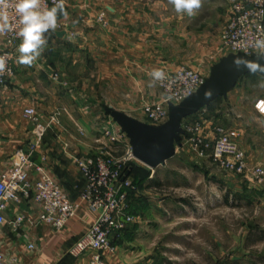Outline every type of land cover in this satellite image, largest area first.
Wrapping results in <instances>:
<instances>
[{
    "label": "rangeland",
    "instance_id": "rangeland-1",
    "mask_svg": "<svg viewBox=\"0 0 264 264\" xmlns=\"http://www.w3.org/2000/svg\"><path fill=\"white\" fill-rule=\"evenodd\" d=\"M106 1L109 0H81V6L85 9L90 4ZM232 2L202 0L201 8L189 16L177 13L165 0L166 14L174 19V33L159 32L154 38L159 46L148 53L152 70L144 78L147 82L129 84L124 81L121 70L122 75L117 71L115 85L100 83L93 89L89 87L88 92L81 91L80 97L84 100L93 94L100 115L86 118L72 112V115L44 116L41 124L47 129L43 140L49 135L47 140L84 141L89 136L86 128L92 126L103 137V128L115 125L110 121L111 109L127 113L141 109L150 123L145 105L163 96L160 81L151 75L155 69L165 72L166 66L173 64L177 69L189 67L209 76L211 67L222 58L240 55L222 45ZM101 14L107 18L105 12L98 18ZM98 18L99 28L108 27ZM255 57L258 55L252 56ZM256 76L241 77L226 98L221 97L186 117L181 145L172 159L155 168L136 163L139 167L131 179L140 181L142 187L131 197L134 221L126 225L127 231L137 235L128 247L136 260L134 264H264V174L255 181L251 179L252 168L264 171V113L256 107L258 101H264V78L254 79ZM67 87L71 92L78 86ZM68 100L70 104L71 99ZM198 123L202 126L200 134L210 140L216 137V127L224 128L244 150L249 170L236 173L208 154L200 157L195 153L188 141L192 135L188 128ZM103 140L110 145L106 138ZM88 155L97 154L81 156ZM141 166L146 169L142 170ZM6 260L9 262L7 257Z\"/></svg>",
    "mask_w": 264,
    "mask_h": 264
},
{
    "label": "crops",
    "instance_id": "crops-1",
    "mask_svg": "<svg viewBox=\"0 0 264 264\" xmlns=\"http://www.w3.org/2000/svg\"><path fill=\"white\" fill-rule=\"evenodd\" d=\"M165 5V0H109L90 4L85 10L81 0H67V17L58 16L64 24L60 31H66V36H58L57 31L48 33L46 49L31 66L17 62L19 53L16 49L15 76L6 83L0 99V172L12 164L17 150L26 148L36 139L35 125L23 116L25 108H35L40 118L57 112L60 115L74 112L75 116L91 118L100 115L97 100L92 93L84 100L83 96L80 97L81 91L88 92L89 87L93 89L100 83L115 85L117 71L121 70L124 81L129 84L147 82L144 78L152 70L148 53L159 46L154 38L159 32L174 33V19L173 16L168 18ZM101 12L106 13L109 21L106 28H99L96 22ZM160 22L165 23L160 26ZM3 48L4 40L0 36V50ZM159 65L162 67L163 64ZM165 69L174 71L177 67L168 64ZM55 74L58 81L54 79ZM69 84L78 86L76 91L69 92ZM256 107L264 113V101H258ZM114 110H122L111 109L109 112L111 123L119 126L112 117ZM122 112L150 124L141 109L135 108L134 113ZM92 127L86 128L89 135L86 140L74 143L47 140L49 135H46L33 156V160L43 165L75 201L85 182L75 158L82 154H98L109 148L101 132ZM177 149L178 146L176 153ZM40 214L41 208L23 195L18 203L11 204L0 236V247L9 264H88L89 254L77 259L68 251L95 221V212L88 207L81 208L61 231L40 220ZM21 215L26 217L25 222L15 230L13 222ZM136 238L137 235L132 230L127 231L126 226L117 232L112 238L116 255H107L108 264H134L136 260L128 247ZM30 245L35 248L30 249Z\"/></svg>",
    "mask_w": 264,
    "mask_h": 264
},
{
    "label": "built area",
    "instance_id": "built-area-1",
    "mask_svg": "<svg viewBox=\"0 0 264 264\" xmlns=\"http://www.w3.org/2000/svg\"><path fill=\"white\" fill-rule=\"evenodd\" d=\"M46 2L48 7L52 6V0ZM8 13L11 21L14 17L11 8ZM98 19L103 25H109L104 14ZM62 28L63 23L58 20L56 31ZM1 37L4 48L0 50V55H7L9 58L8 71L0 77V99L6 83L15 76V51L21 42L13 34ZM258 39H264V0H233L230 17L222 35V45L236 54L253 56L258 55L254 47ZM163 73L164 78L159 80L163 90L162 98L147 103L144 109L150 124L154 126L166 123L170 105H179L195 94L208 77L189 67ZM54 79L58 81V75ZM57 115L60 112L55 114ZM23 116L35 125L36 139L26 148L17 150L12 164L0 172V236L11 204L18 203L21 195L33 200L41 208L40 220L56 231H61L77 216L81 208L88 207L95 212L96 219L70 247L68 253L77 259L89 254L88 264H108L107 255L116 252L112 238L134 221L131 197L136 196L141 189L127 176V172L130 171L131 164L144 163L135 157L130 139L120 126L103 128V137L109 141V148L102 154L75 158L85 182L80 188L78 200H72L62 184L43 165L33 160L47 129L41 124L37 110L33 107L25 108ZM188 129L192 133L189 144L200 157L208 154L215 162L236 173L244 174L249 170L244 150L226 134L224 128L216 127V137L211 140L200 134V123ZM263 174L262 168L251 169L253 181L260 179ZM25 218L23 215L16 218L13 222L15 230L21 228ZM29 248L34 249L35 246L30 245ZM0 264H9L1 247Z\"/></svg>",
    "mask_w": 264,
    "mask_h": 264
},
{
    "label": "water",
    "instance_id": "water-1",
    "mask_svg": "<svg viewBox=\"0 0 264 264\" xmlns=\"http://www.w3.org/2000/svg\"><path fill=\"white\" fill-rule=\"evenodd\" d=\"M60 37L66 31H57ZM249 55H230L214 64L201 88L179 105H170V115L160 126L143 123L125 112L114 110L112 117L130 139L135 157L150 168L163 165L176 154L181 145L183 120L210 105L221 96H227L241 77L254 74L264 77V59ZM130 171L127 172V176Z\"/></svg>",
    "mask_w": 264,
    "mask_h": 264
},
{
    "label": "clouds",
    "instance_id": "clouds-1",
    "mask_svg": "<svg viewBox=\"0 0 264 264\" xmlns=\"http://www.w3.org/2000/svg\"><path fill=\"white\" fill-rule=\"evenodd\" d=\"M177 13L189 16L201 8L202 0H168ZM14 17L10 21L8 9ZM66 0H52L48 7L46 0H0V36L13 34L21 42L17 47V62L31 66L44 52L48 45V33L55 32L58 27V16L67 17ZM254 47L258 52V60L264 59V39H258ZM7 55H0V77L7 69ZM254 61L253 63H258ZM154 79L164 78L161 70H154Z\"/></svg>",
    "mask_w": 264,
    "mask_h": 264
},
{
    "label": "trees",
    "instance_id": "trees-1",
    "mask_svg": "<svg viewBox=\"0 0 264 264\" xmlns=\"http://www.w3.org/2000/svg\"><path fill=\"white\" fill-rule=\"evenodd\" d=\"M250 75H254V74H250ZM249 75V76H250ZM248 76V75H247ZM136 164H131V169H130V174L128 176H130L132 178V176H134V173H135V169H137L136 167H139V166H135ZM142 170L146 169V166H144L143 168L141 167ZM134 184H136L137 186H139L140 188L142 187V184L140 183V181L136 182V181H133Z\"/></svg>",
    "mask_w": 264,
    "mask_h": 264
}]
</instances>
